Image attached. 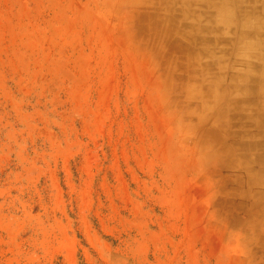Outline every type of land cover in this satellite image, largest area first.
Wrapping results in <instances>:
<instances>
[{
    "label": "rangeland",
    "instance_id": "374dc122",
    "mask_svg": "<svg viewBox=\"0 0 264 264\" xmlns=\"http://www.w3.org/2000/svg\"><path fill=\"white\" fill-rule=\"evenodd\" d=\"M213 12L0 0V264H264L255 184L204 159Z\"/></svg>",
    "mask_w": 264,
    "mask_h": 264
},
{
    "label": "crops",
    "instance_id": "0c3cea01",
    "mask_svg": "<svg viewBox=\"0 0 264 264\" xmlns=\"http://www.w3.org/2000/svg\"><path fill=\"white\" fill-rule=\"evenodd\" d=\"M208 1L203 0L216 5L217 12L200 16L218 19L224 60L217 85L204 90L203 97L215 98L208 128L221 131L222 151L204 159L217 162L221 173L251 178L257 186L251 184L248 200L264 204V0Z\"/></svg>",
    "mask_w": 264,
    "mask_h": 264
},
{
    "label": "bare ground",
    "instance_id": "6f19581e",
    "mask_svg": "<svg viewBox=\"0 0 264 264\" xmlns=\"http://www.w3.org/2000/svg\"><path fill=\"white\" fill-rule=\"evenodd\" d=\"M241 40V39H240ZM264 106V105H263Z\"/></svg>",
    "mask_w": 264,
    "mask_h": 264
}]
</instances>
